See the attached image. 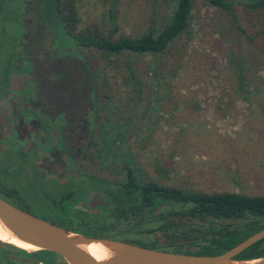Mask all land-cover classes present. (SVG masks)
<instances>
[{"label": "rangeland", "instance_id": "1", "mask_svg": "<svg viewBox=\"0 0 264 264\" xmlns=\"http://www.w3.org/2000/svg\"><path fill=\"white\" fill-rule=\"evenodd\" d=\"M73 1L77 29L92 24L104 31L111 27L107 0ZM231 1L236 21L231 12L206 0H192L188 30L157 55L124 53L116 58L94 49H79L95 74L96 121L86 153L69 165L67 172L81 177L75 187L86 191V199L93 194L86 175L111 184L122 176L124 163L146 181L202 192L264 195V38L258 35L250 41L237 28L239 25L254 34L261 26L262 15L250 12L243 4L246 0ZM173 3L174 0H117L119 28L113 36L143 33L153 11L163 20ZM18 5L14 1L11 21L0 22L7 28L3 35L15 27L11 22L19 13ZM124 61L130 63L141 81L139 93ZM238 70L248 79L243 92L236 87ZM120 118L129 121L117 122ZM103 128L111 134L121 133L104 150L105 158L97 156L101 144L97 133ZM17 158L11 159L12 178L32 195L30 162ZM67 188L61 186L62 190ZM52 192L49 202L60 194ZM32 199L33 213L44 218L51 212L49 202ZM78 206L98 211L93 200ZM167 209L166 204L159 205L153 214ZM168 220L181 221L183 230L193 222L175 216ZM107 222V229L113 232L128 227L122 219L111 217ZM165 222L145 219L137 227L138 233L129 232L126 237L153 242L159 248L188 252L197 249V244L188 243L190 238L182 237L173 224L162 230L159 226ZM0 248L13 257L4 245L0 244ZM14 259L29 261L24 256ZM56 261L63 264L59 257Z\"/></svg>", "mask_w": 264, "mask_h": 264}, {"label": "trees", "instance_id": "2", "mask_svg": "<svg viewBox=\"0 0 264 264\" xmlns=\"http://www.w3.org/2000/svg\"><path fill=\"white\" fill-rule=\"evenodd\" d=\"M109 3L107 19L111 27L104 31L98 25L92 24L81 29L76 28L77 12L73 0H36L35 7L40 9L43 19L57 25L64 24L62 33L80 48L98 51L106 57L120 58L124 53L132 54H160L165 51L190 26L192 0H174L167 17L160 20L158 12L153 11L146 30L137 36L113 35L118 31L116 14L117 0H107ZM210 4L233 13L231 0H206ZM56 3L60 4L62 15L55 13ZM245 7L254 14H261V26L254 34H249L243 27L237 28L251 41L255 36L264 38V0H246ZM58 10V9H57ZM54 18V19H53ZM53 19V20H52ZM124 65L135 80L134 89L141 90V81L128 61ZM81 83L96 87L94 73L81 57ZM248 79L242 71L236 75V87L240 91L247 89ZM95 89V88H94ZM127 118L117 119V122H127ZM116 122V121H114ZM116 130L118 129L115 128ZM115 130V131H116ZM101 144L97 147V156L105 158V149L113 144L112 139L120 137L116 131L111 134L103 128L97 133ZM86 180L96 194L102 195L94 201L97 212H89L79 208L78 202L84 201L87 193L82 190L66 189L57 195L58 198L49 202L50 213L44 217L61 227L90 236L119 238L151 248H159L155 243H144L141 240L127 238L129 232L138 233L137 227L145 219L166 220L159 226L162 230L170 225L182 233V237L189 239L188 243H196L194 251H181L178 248L165 249L190 254H219L231 248L253 232L264 227V195H247L236 192H202L181 189L175 186L160 184L141 179L139 173L131 165L124 163L122 176L111 184L95 175L88 174ZM162 204L168 209L156 214L154 210ZM170 216L185 218L189 223L183 230L181 221L168 220ZM122 219L128 227L122 230H108V218ZM195 220V222H194ZM198 221V222H197ZM169 225V226H168ZM179 228H181L179 230ZM173 229V227H172ZM9 252L0 248V264H60L56 261V254L48 250H34L28 252L12 244L2 242ZM27 257L28 262L15 260L14 257ZM264 256V237L239 252L235 258L250 259Z\"/></svg>", "mask_w": 264, "mask_h": 264}, {"label": "flooded vegetation", "instance_id": "3", "mask_svg": "<svg viewBox=\"0 0 264 264\" xmlns=\"http://www.w3.org/2000/svg\"><path fill=\"white\" fill-rule=\"evenodd\" d=\"M14 1L15 27L3 35L7 28L0 26V197L37 215L32 198L47 204L63 185L80 190L81 177L67 168L92 140L95 86L81 83L80 47L65 38L63 23L43 19L36 0H0V22L14 17ZM54 10L61 13L59 3ZM14 156L30 162L32 195L12 178ZM93 195L78 204L103 199Z\"/></svg>", "mask_w": 264, "mask_h": 264}, {"label": "water", "instance_id": "4", "mask_svg": "<svg viewBox=\"0 0 264 264\" xmlns=\"http://www.w3.org/2000/svg\"><path fill=\"white\" fill-rule=\"evenodd\" d=\"M0 219L20 240L35 246V250L55 253L63 264H264V256L235 258L243 249L264 237V227L222 253L190 254L142 246L119 238L72 232L1 197ZM91 242L103 243L110 252L102 258H94L82 248L83 244Z\"/></svg>", "mask_w": 264, "mask_h": 264}, {"label": "bare ground", "instance_id": "5", "mask_svg": "<svg viewBox=\"0 0 264 264\" xmlns=\"http://www.w3.org/2000/svg\"><path fill=\"white\" fill-rule=\"evenodd\" d=\"M0 240L10 242L26 250H35L36 248L35 246H32L31 244L26 243L20 240L18 237H16L1 219H0ZM82 248L86 252H88L91 256L97 259L106 256L110 252L109 249L101 242H91L88 244H83Z\"/></svg>", "mask_w": 264, "mask_h": 264}]
</instances>
